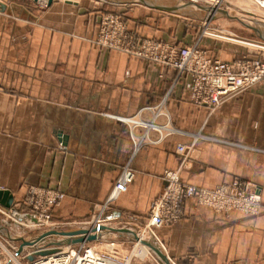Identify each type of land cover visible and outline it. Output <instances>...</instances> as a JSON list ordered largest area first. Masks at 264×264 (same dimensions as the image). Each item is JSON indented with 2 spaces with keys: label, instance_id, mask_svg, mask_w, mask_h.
<instances>
[{
  "label": "crops",
  "instance_id": "obj_1",
  "mask_svg": "<svg viewBox=\"0 0 264 264\" xmlns=\"http://www.w3.org/2000/svg\"><path fill=\"white\" fill-rule=\"evenodd\" d=\"M118 11L140 36L181 46L194 40L192 27L169 10L127 0L0 2V189L12 191V207L20 209L33 186L63 191L51 230L80 228L107 201L131 158L132 134L146 132L121 118L151 121L163 103L157 122L235 144L202 138L192 145L190 135L176 133L142 145L131 163L133 181L105 218L143 223L167 186L168 170L204 188L251 181L262 191L259 213H217L190 198L185 215L156 233L176 264H264V89L242 91L216 110L192 103L189 74L174 68L161 74L145 59L97 43L102 16ZM212 44L206 49L213 57H240L237 50L222 58ZM147 135L159 138L154 129ZM0 230L15 232L2 223Z\"/></svg>",
  "mask_w": 264,
  "mask_h": 264
},
{
  "label": "built area",
  "instance_id": "obj_2",
  "mask_svg": "<svg viewBox=\"0 0 264 264\" xmlns=\"http://www.w3.org/2000/svg\"><path fill=\"white\" fill-rule=\"evenodd\" d=\"M199 1L204 3L205 7L206 17L203 21L205 28L211 25L212 20L221 11L229 12L238 5L250 4L264 9V0ZM209 34L214 37L221 36L216 33ZM202 37L199 36L191 44L182 46L166 40L143 37L129 29L123 12L118 11L108 12L102 16L97 43L105 48L145 59L160 69L161 74L167 68L176 69L179 76L189 74L191 76V102L199 106H209L212 110H216L228 98L242 91L256 85H264V42L249 43L244 41L256 47V55H243L229 61L211 56L201 44ZM162 104L157 107L155 116L151 121L137 120L134 117L121 118L133 125L144 126L146 132L142 136L132 134L131 138L134 145L132 156L122 169L107 201L97 207L96 213L87 223L90 230L99 224L111 225L110 221L103 217V212L110 203L127 191L133 181L135 172L131 163L142 145L158 143L164 137L176 133L190 135L193 141L192 145L202 138L235 144L227 140L206 136L201 131L196 133L183 131L172 125L170 121L166 123L157 122V116L162 113ZM150 129L159 133L158 139L148 138L147 134ZM186 148L185 145H180L179 151L184 154ZM165 179L167 186L150 202L148 215L144 222L148 237L158 243L165 252L166 248L158 238L156 231L179 221L185 215V204L190 198L197 199L198 203L209 206L219 213L241 211L247 214H256L261 208L260 188L251 181L234 180L213 188H204L183 182L179 170L166 171ZM64 197L63 191L33 186L28 190L25 197L26 209L7 208L0 205V214L4 216L2 222L4 225L9 224V222L15 223L24 230L34 228L43 234L56 226L52 220V212ZM97 233L96 241L105 237L104 230H98ZM25 234L20 235L24 242L26 241L25 237H27ZM17 240L19 238L14 240L0 230V264H108L110 259L113 260L111 254L90 245V240L75 243V247L73 244L67 247H56L55 252L46 255L35 254L53 246H49L45 242H37L32 245H24L21 242V245H18ZM32 255H35L34 259L30 260L29 257ZM23 259H27V261L23 262Z\"/></svg>",
  "mask_w": 264,
  "mask_h": 264
},
{
  "label": "rangeland",
  "instance_id": "obj_3",
  "mask_svg": "<svg viewBox=\"0 0 264 264\" xmlns=\"http://www.w3.org/2000/svg\"><path fill=\"white\" fill-rule=\"evenodd\" d=\"M4 1V0H3ZM126 1V0H125ZM151 1L153 3H156L162 7L170 8L169 5H171V10H166L168 12H171V17L174 19H178L192 27V38H197L199 36L202 37L201 44L203 47L207 48L210 46H213L212 43H216L218 46H214L215 52L219 53V55L222 58L231 57L233 54H235V51H239L240 57L243 55H256V47L253 45H250L248 43L242 42L246 41L249 43H257V42H264V30L257 28V25H253L252 23L249 25L248 22H245L239 18L236 17V10L233 8L228 13H233L232 17L230 14L228 16H224L219 13L217 17H215L212 20L211 25L208 28H205L203 26V21L206 17V12H204V3H202L199 0H147ZM42 3L46 5L48 2L42 0ZM129 4L133 6H144L146 8L155 9L156 7L149 6L141 1L138 2H129ZM247 5V4H246ZM254 9H257L259 7L251 5ZM158 9V8H157ZM261 11H264V9L259 8ZM261 11H258L262 13ZM231 13V14H232ZM264 14V13H262ZM256 20H253L251 22H255ZM259 21V23H258ZM256 21V24H262L260 20ZM257 28V29H256ZM208 32V33H206ZM209 33H216L221 35L220 37H214ZM205 34V36H204ZM239 57V56H238ZM264 89V85H256L250 89ZM261 191V190H260ZM262 195V191H261ZM263 204H261L262 208ZM209 207V206H208ZM211 208V207H210ZM260 208V210H261ZM213 209V208H212ZM106 210V209H105ZM105 210L103 212V217L105 214ZM214 210V209H213ZM259 210V211H260ZM215 211V210H214ZM259 211L257 213H259ZM217 212V211H215ZM232 212V211H231ZM229 212V213H231ZM241 212V211H238ZM219 213V212H217ZM229 213H223V214H229ZM244 213V212H242ZM256 213V214H257ZM247 214V213H245ZM255 215V214H251ZM4 216L0 214V224L3 220ZM145 222V221H144ZM137 223V224H129L124 221H115L111 223V227L116 228H131L134 230L138 238L136 239L133 235L128 233H113L109 232L107 230H104L105 237L100 238L99 240L91 241L90 245H92L94 248L101 250L103 252L109 253L112 255V258L114 261H110L108 264H165L166 262L161 259L152 249L149 245H147L144 241H152L154 244L156 243L152 238H149L148 233L146 229L144 228L145 223ZM7 227L13 228L15 232H13V235L10 236L14 240L19 238L17 240V244L21 245V242L24 245H29L30 241L35 240L36 238H39L43 235H45L48 231L45 233L39 232V230L36 229H28L24 230L22 227L16 225L15 223L6 224ZM81 227L88 228L87 224L80 225ZM13 230V231H14ZM3 232V231H2ZM140 232V233H139ZM5 233V232H3ZM26 233L25 235L27 237L26 241L24 242L23 239L20 238V235ZM7 234V233H5ZM11 234V232H10ZM8 235V234H7ZM29 235V237H28ZM141 236V238H140ZM145 236V237H143ZM140 238V239H139ZM139 239V241H138ZM137 240V244H136ZM62 241V239H58L57 237L52 239L51 236L47 237L45 241H37V242H45L49 246L53 247H67L69 244L67 243H59L54 244L53 242ZM125 241V242H123ZM36 242V243H37ZM114 243V245H112ZM23 245V246H24ZM75 247L76 244H73ZM150 252V253H149ZM35 255H39V252ZM34 255V256H35ZM115 257V258H114ZM27 259H23V262H26ZM173 264H176L171 260Z\"/></svg>",
  "mask_w": 264,
  "mask_h": 264
},
{
  "label": "water",
  "instance_id": "obj_4",
  "mask_svg": "<svg viewBox=\"0 0 264 264\" xmlns=\"http://www.w3.org/2000/svg\"><path fill=\"white\" fill-rule=\"evenodd\" d=\"M53 0H48V3H51ZM141 1L149 6L152 7H156L158 9H163V10H171L169 8H164L156 3H153L151 1H147V0H127V2H138ZM203 8L205 9V7L203 6ZM222 15L224 16H228V12L227 11H221ZM258 27H264V25L262 24H256ZM257 29V28H256ZM14 204V195L12 193V191L8 190V189H0V205L7 207V208H11ZM107 230L109 232H113V233H128L133 235L136 239L138 238L137 233L132 230L131 228H126V227H122V228H116V227H111V226H105V225H97L94 229L90 230L88 228L85 227H80L78 229H73V230H57V229H53L48 231L45 235L36 238L33 241L29 242V245L35 244L37 241L41 240V241H45V239L49 236H52L54 234H61L64 236V238L62 239V241H57V242H53L54 244H59L61 242L63 243H67V244H75V243H79L85 240H95L98 238V230ZM147 245H149L151 247V249L159 256L161 257L162 260H164L166 262V264H173L171 262L170 257L168 256V254L162 249V247L159 244H154L152 241H144ZM56 247H52L46 250H41L39 251L40 255H46V254H50L56 251ZM30 260L34 259V256H30L29 257Z\"/></svg>",
  "mask_w": 264,
  "mask_h": 264
},
{
  "label": "bare ground",
  "instance_id": "obj_5",
  "mask_svg": "<svg viewBox=\"0 0 264 264\" xmlns=\"http://www.w3.org/2000/svg\"><path fill=\"white\" fill-rule=\"evenodd\" d=\"M234 9L236 10V17L237 18H239V19H241V20H243V21H245V22H248L249 23V25L252 23L253 25H256V21H258V20H260V22L262 23V25H264V14H262V13H264V11H261L259 8H257V9H254L250 4H245V5H238V6H235L234 7ZM262 9V8H261ZM258 11H261L262 13H260V12H258ZM232 13V12H231ZM231 13H229L230 14V16L232 17V15H233V13L231 14ZM253 20H256L255 22H251V21H253ZM258 23H259V21H258ZM257 28H259L260 29V27H258L257 26ZM261 29H263L264 30V27H261ZM242 42H244V41H242ZM246 43V42H245ZM143 237H145V236H143ZM140 238H141V236H140ZM139 238V239H140ZM139 239H138V241H139ZM110 261H114V260H112V259H110L109 261H108V263L110 262ZM166 264V263H165Z\"/></svg>",
  "mask_w": 264,
  "mask_h": 264
}]
</instances>
